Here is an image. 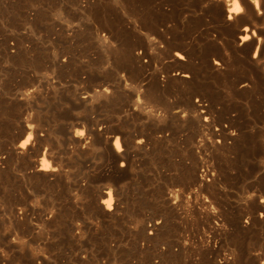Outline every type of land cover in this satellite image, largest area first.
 <instances>
[{
    "label": "bare ground",
    "instance_id": "obj_1",
    "mask_svg": "<svg viewBox=\"0 0 264 264\" xmlns=\"http://www.w3.org/2000/svg\"><path fill=\"white\" fill-rule=\"evenodd\" d=\"M0 264H264V0H0Z\"/></svg>",
    "mask_w": 264,
    "mask_h": 264
},
{
    "label": "snow or ice",
    "instance_id": "obj_2",
    "mask_svg": "<svg viewBox=\"0 0 264 264\" xmlns=\"http://www.w3.org/2000/svg\"><path fill=\"white\" fill-rule=\"evenodd\" d=\"M253 2L255 3L256 2V0H253ZM232 11H234V12H239V11H242V9H240V7H239V4H237V7L236 8H234V9H232ZM244 39H249L248 37H245ZM79 135H83V133H79ZM32 138L29 136L28 137V141H30ZM25 143H27V141L25 142ZM22 147L24 146V145H21ZM117 146H119L118 144H117Z\"/></svg>",
    "mask_w": 264,
    "mask_h": 264
}]
</instances>
